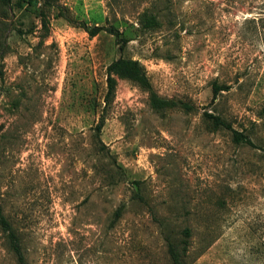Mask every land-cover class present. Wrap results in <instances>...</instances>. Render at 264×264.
I'll return each mask as SVG.
<instances>
[{"label":"rangeland","instance_id":"obj_1","mask_svg":"<svg viewBox=\"0 0 264 264\" xmlns=\"http://www.w3.org/2000/svg\"><path fill=\"white\" fill-rule=\"evenodd\" d=\"M0 205L28 264H264V0H0Z\"/></svg>","mask_w":264,"mask_h":264},{"label":"trees","instance_id":"obj_2","mask_svg":"<svg viewBox=\"0 0 264 264\" xmlns=\"http://www.w3.org/2000/svg\"><path fill=\"white\" fill-rule=\"evenodd\" d=\"M12 0H3L5 4H11ZM30 1V0H29ZM20 2V1H18ZM27 2V1H26ZM23 6V3H20ZM60 7V5H57ZM43 12V11H42ZM66 19L70 22H74L77 26L82 27L83 29L87 30L88 33L91 36H94L98 34L101 30L107 29L109 32L116 36L118 40H124L123 38H120L121 32L120 30L114 26H101L96 25L93 27H89L85 21H73V19L69 16H66ZM118 74L119 76L128 78L136 83H138L141 87L148 89L151 91V105L152 107L156 109H164V108H170L179 106L184 108L186 111H190L194 108L193 105H191L188 102L184 101H175L173 99H167L164 97L159 96L157 93H155L152 90V85L149 81V78L145 72V69L140 64L138 60L131 59V58H124L120 57L116 60H114L108 67V75H107V92L105 95V99L107 102H109L115 93V85L116 80L113 76V74ZM217 87L214 89V95L217 93ZM210 120H212L213 125L215 127H225L229 130H231L233 134V139L235 142L238 143H246L253 145L252 140L244 134L242 131H239L237 129H234L230 123L223 120L219 115H213L210 112L205 111L204 113ZM103 125V121L99 122L97 124V130H100ZM120 169V167L118 166ZM136 198L144 201V196L137 192L135 194ZM125 209V203H122L114 212L113 220L117 221L123 214V211ZM0 225L1 228L7 233V241L9 249L14 253L18 264H28L22 243L20 241V237L16 233L15 229L13 228L11 222L9 219L3 214L2 207L0 205ZM185 234H190V228H185ZM167 240V246H168V253L171 259V264H182L183 263V257L182 252L178 246V243L174 242L169 236L166 237Z\"/></svg>","mask_w":264,"mask_h":264}]
</instances>
